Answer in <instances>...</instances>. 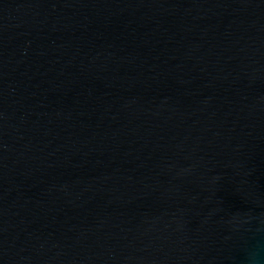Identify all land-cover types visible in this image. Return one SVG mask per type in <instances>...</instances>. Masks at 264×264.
<instances>
[{"label":"water","instance_id":"obj_1","mask_svg":"<svg viewBox=\"0 0 264 264\" xmlns=\"http://www.w3.org/2000/svg\"><path fill=\"white\" fill-rule=\"evenodd\" d=\"M0 264H264V0H0Z\"/></svg>","mask_w":264,"mask_h":264}]
</instances>
